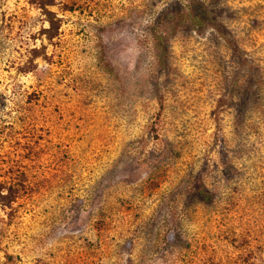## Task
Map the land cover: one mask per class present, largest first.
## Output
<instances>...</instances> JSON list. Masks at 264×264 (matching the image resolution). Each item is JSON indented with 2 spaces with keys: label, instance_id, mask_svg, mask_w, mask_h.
<instances>
[{
  "label": "rangeland",
  "instance_id": "rangeland-1",
  "mask_svg": "<svg viewBox=\"0 0 264 264\" xmlns=\"http://www.w3.org/2000/svg\"><path fill=\"white\" fill-rule=\"evenodd\" d=\"M0 264H264V0H0Z\"/></svg>",
  "mask_w": 264,
  "mask_h": 264
},
{
  "label": "trees",
  "instance_id": "trees-1",
  "mask_svg": "<svg viewBox=\"0 0 264 264\" xmlns=\"http://www.w3.org/2000/svg\"><path fill=\"white\" fill-rule=\"evenodd\" d=\"M207 18L206 16H203V18H200L197 22H196V26L194 27L193 30L195 31H200L201 28H204L205 27V24L207 23L206 22ZM158 41L160 42L159 43V47H160V53H161V56H162V60H166L167 56H168V46H166L164 44V39L162 36L158 37ZM202 198L204 201L206 202H209V203H212L213 201V196L210 192H202Z\"/></svg>",
  "mask_w": 264,
  "mask_h": 264
}]
</instances>
